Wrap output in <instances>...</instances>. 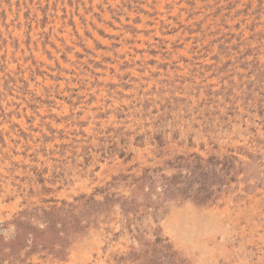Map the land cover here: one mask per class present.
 <instances>
[{"label":"rangeland","instance_id":"rangeland-1","mask_svg":"<svg viewBox=\"0 0 264 264\" xmlns=\"http://www.w3.org/2000/svg\"><path fill=\"white\" fill-rule=\"evenodd\" d=\"M0 264H264V0H0Z\"/></svg>","mask_w":264,"mask_h":264},{"label":"bare ground","instance_id":"bare-ground-1","mask_svg":"<svg viewBox=\"0 0 264 264\" xmlns=\"http://www.w3.org/2000/svg\"><path fill=\"white\" fill-rule=\"evenodd\" d=\"M10 2V1H9ZM33 5V4H32ZM154 7V6H153ZM163 7V6H162ZM176 8V7H175ZM129 17V16H128ZM232 18V17H231ZM142 19V18H141ZM145 21V20H144ZM69 32V31H68ZM143 38V37H142ZM141 38V39H142ZM168 38V37H167ZM124 47V46H123ZM130 51H131V49H130ZM117 54V53H116ZM141 54V53H140ZM103 55V54H102ZM129 56V55H128ZM91 89V88H90ZM13 109V108H12ZM72 112V111H71ZM53 123V122H52Z\"/></svg>","mask_w":264,"mask_h":264}]
</instances>
